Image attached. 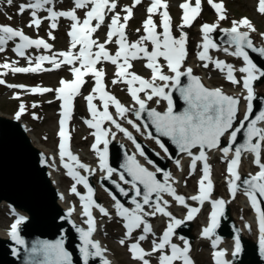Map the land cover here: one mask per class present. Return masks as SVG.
Instances as JSON below:
<instances>
[{"label": "snow or ice", "instance_id": "6c2138e0", "mask_svg": "<svg viewBox=\"0 0 264 264\" xmlns=\"http://www.w3.org/2000/svg\"><path fill=\"white\" fill-rule=\"evenodd\" d=\"M6 2L8 5L13 4V0H6ZM141 2L142 0H133L131 6H126L123 9L125 13L123 17L116 12V0H73L74 7L66 11L55 10L53 0H29L28 3H21L18 6L17 14L22 15L25 11H30L31 19L29 27H40L42 23V19L38 15L40 11L48 13L44 19L51 21V29L57 28V20L61 17L72 21L71 30L68 32V36L70 37L69 49L55 53L52 56H36L34 66L32 57L27 58L28 67H17L15 63L8 62L0 65V68L10 70L13 73L51 71L59 68L61 64L71 66L70 71L73 79L71 81L61 79L59 82L60 87L56 89L38 86L26 88L25 85L7 86L24 89L32 94L55 92L56 98L62 102L58 132L59 156L63 167L67 169V175L75 181L71 192L80 196L83 215L87 217V229L74 225L81 241L79 251L82 254L83 264H89L90 257H99L101 264H112L105 256L106 249L102 248L101 244L93 239V233L96 231V220L93 217L92 208H98L99 212L105 217H109L110 213L106 208L96 203L94 190L89 185L88 178L81 175L77 169H83L89 174L94 170L82 163L79 157L70 150L69 145L71 137L67 126L72 116L74 98L80 94L82 86L86 83L84 80L85 76L90 75L95 81L91 93L85 97L88 110L92 116V119L85 121V123H87L89 128L95 129L93 133L95 143L92 145V149L96 151L99 157V168L106 171L107 178H111L115 171L108 164V140L106 137L109 135V130L101 127L105 121H109L115 125L119 131L123 132L128 139L136 144V148L140 150L139 154L141 156L145 155L132 134L121 127L120 123L109 112V106L112 105L117 115L124 118L125 114L129 112V108L125 107L114 95L105 90V72L102 68L97 67L102 61L110 62L116 66V79L112 83H124L127 85V90L132 100L139 106L138 110L134 111L137 120H140L141 114L146 112L147 119L155 126L156 132L160 136L168 137L180 152L186 153L191 157L190 167L193 171L196 169L197 161L203 162L202 176L198 181V194L189 197V199L203 205L212 196L214 185L211 179V166L208 163L205 149L219 148L222 138L227 137L228 146L222 148L224 156L227 157L229 152L233 150L232 145L237 142L238 134L243 132L245 137L244 142L235 147L234 154L227 163V172L229 174L227 183L233 198L237 191L241 189V185H243L244 194L251 202V207L255 210L259 220L260 247L264 251V210L261 208V198H264V161H262L264 127L258 126L260 122H264V110H261L259 114L249 120V117L253 113V82L264 77V70H261L253 62L249 52L245 50L246 48L251 49L252 52H257L264 57V47H255L250 38V32H255L256 29L251 21L245 17L239 21H233L230 29L222 30L225 36L228 37L226 43L229 46H235L234 51L230 53L228 47L223 48V51L242 58L244 65L239 68V72L244 74L243 87L247 91L245 99L248 101V104L243 120L239 121L237 126L239 99L225 94L221 88L206 87L201 79L193 74L191 67L184 68V62L188 55L186 47L188 36L182 29L184 27H191L193 21L199 16L201 12V0H195L194 6L191 0H185V3L180 5L183 15L179 37L173 35L172 18L169 15L166 0H151L150 5L146 9L147 18L142 24L144 34L134 42H129L126 33L128 21L133 16V8ZM208 3L217 13L218 20L226 19L222 2L216 3L215 0H208ZM77 9H86L83 20L78 17ZM257 11L264 14V0H258ZM107 12L114 14L111 16L110 23L108 24L105 42L99 43L96 39H93V33L105 23ZM157 14L160 16L159 25L153 19V16ZM93 21L96 23L93 24ZM158 28L160 29L159 31ZM217 28L218 24L204 23L201 26L200 31L203 42L200 45L202 51L198 52V59L206 62L203 64L204 68L209 66L207 62H211L215 65L216 69L222 72L226 71V79L233 84H238L240 81L234 75L233 65L222 60H213L209 55V49L218 48V45L210 37V33L214 32ZM241 28H246L248 31H241ZM136 31L139 32L140 29ZM48 35L50 39L55 40L56 37L51 31ZM261 35L264 36V33H261ZM113 37L116 38L114 41ZM16 38H18L19 42L15 43L12 50L19 57H25L26 50L32 47L36 49L43 48L48 51L52 49V45L42 38L32 39L23 30L14 29L9 25H0V52H4L5 46L9 41H15ZM113 42L118 46L115 55L111 54L106 48V44ZM149 45L151 48H149ZM93 49L96 50L93 51ZM161 60H163V63H161ZM133 61H146L144 67L150 70V78L146 79L131 71ZM45 62L50 63L52 68H43L42 65ZM77 64L79 66H76ZM165 68H167V73L165 72ZM5 74L0 73V75ZM182 77H187V85L181 86ZM5 83V80L0 79V85ZM166 89L179 91L187 104L183 112L176 113L174 111L172 91H166ZM140 93L144 94V98L141 97ZM15 98L19 99V95L17 94ZM154 98L157 104L161 101H166L167 106L165 111L161 112L155 108L148 107V102L153 101ZM97 99L102 102L103 111H100L97 105L93 103ZM32 107L35 108L37 105L33 104ZM25 111L26 106L21 102L19 110L15 113V119L20 120ZM33 118L39 119L35 113H33ZM128 123L132 124L139 131V125L135 124L132 120H128ZM143 126L147 128L148 124L145 123ZM148 136L152 137L151 132L148 133ZM156 143L165 152L168 151L158 138L156 139ZM100 144L104 145L103 150H100L98 147ZM197 148L199 152L195 154L192 150ZM244 153L253 154V162L258 166L259 171L255 175L249 174L248 177L242 179L239 173V166ZM148 163L151 164L152 161L149 160ZM177 164L179 165V161H177ZM122 167L126 170L131 180L125 179L123 173L120 174L119 178L124 184H130V190H134V195L131 198V204L134 207H125L115 194L110 193L111 199L114 201L116 215L122 219L123 227L126 230L124 238L119 243L125 245L126 240L132 239L133 233L139 229L141 234L135 238V242L127 245L132 259L138 261L139 264H151L150 257L153 254H157V264H176L178 261L181 264H194L190 257L189 242L183 237H180L183 241V247L172 242L176 228L184 221L175 218L171 212L167 211L169 202L163 198V194L171 196L176 202L187 208L186 219L189 221L194 219L200 209L198 207H189L185 197L177 194V190L173 186L175 181L169 172H163L164 180L161 182L157 179L156 173L162 170L156 167L155 171H150L147 167L141 165L135 156H128L126 163ZM113 183L120 194L125 197L129 195V190L121 187L115 181ZM77 184H82L87 189V195H81L77 192ZM138 185H142L143 190ZM138 197L141 199L138 200ZM211 203L213 209L210 217L211 222L203 229L202 235L204 237L212 236L215 228L218 226V217L223 214L225 206L223 199L212 200ZM146 206L150 211L146 210ZM71 211L70 209L69 216L71 215ZM157 214L169 217L170 222L163 231V234L151 241V250L146 251L142 247L141 242L147 240L149 235L155 236L153 227L146 218L149 216L155 217ZM24 220L25 217L20 216L11 225L10 235L19 245L25 243L18 233V226ZM217 242V240H213V247L216 246ZM235 251L237 253L240 251L239 238L235 241ZM30 254L33 257H43L41 260H36L34 264H72V257L65 250L63 240H57L55 243L45 241L35 244L32 246ZM213 256L215 264H227L224 260L225 252L223 250L214 252Z\"/></svg>", "mask_w": 264, "mask_h": 264}, {"label": "water", "instance_id": "95a60500", "mask_svg": "<svg viewBox=\"0 0 264 264\" xmlns=\"http://www.w3.org/2000/svg\"><path fill=\"white\" fill-rule=\"evenodd\" d=\"M225 28L218 27L214 32L210 33V37L218 45L217 49H209V55L213 60H222L228 64H231L238 69L243 67L242 58L235 57L230 52L234 51V45L229 46L226 41L228 37L225 36L222 31ZM191 30L188 31L187 41V58L184 62V68L191 67L193 74L198 76L202 83L208 88H218L209 85L203 78L202 72L199 68L191 66L189 63V56L198 57V52L202 51V33L200 30H196L193 39ZM250 38L253 41L255 47H264V36L261 34L250 33ZM194 41V50L191 48L190 43ZM228 47L229 53L223 51V48ZM249 52L250 58L257 64L261 70H264V57L257 52H252L251 49H245ZM233 57L234 61L230 58ZM183 70V69H182ZM170 74V73H169ZM181 86L187 85V77L181 78ZM222 91L238 98L240 103L238 105L237 121L243 120V117L247 111L248 101L245 99L247 91L232 92L224 88ZM254 98L252 100L253 113L249 117V120L253 119L255 115L259 114L261 110H264V77L253 82ZM166 91H172L174 111L176 113L183 112L187 107L186 102L180 95L178 90L166 89ZM125 107L129 108V112L125 114L124 118H121L115 113L113 117L120 123L121 127L125 128L132 134L136 143L141 146L145 155L141 156L136 148V144L115 125H111L109 135L106 137L108 140V164L115 171L111 178H107V173L99 168V157L94 159V164L85 162L83 158L79 157V151L73 149L70 146V150L73 154L77 155L80 161L88 165L94 171L89 174L83 169H77L81 175L88 178L89 185L94 190V199L96 203L108 210L109 217L103 216L99 209L92 208L93 217L96 220V231L93 233V239L98 241L102 248L106 249L105 256L112 264H116V261L111 255V252L107 248L106 244L99 238V231L103 225V221L114 215L116 210L114 207V201L111 199V194H115L117 198L125 205V207L133 208L131 204V198L134 195V190H130V184H124L120 180V174L123 173L125 179L131 180L127 175L126 170L122 167L127 161L128 156H135L136 160L147 167L150 171H155L156 167H159L162 171L156 173L157 179L163 182V172L167 171L171 174L172 179L175 181L173 186L177 190L178 195H182L186 199V203L190 207L200 208L201 204L197 201L189 199L193 196L186 192L179 184V177L173 176L176 173L177 167L184 162L191 161L186 153H182L178 150L177 146L168 138L160 136L156 132L155 126L147 119V113L141 114V119L137 120L134 115V111L138 110L139 106L135 103L125 104ZM166 101H161L159 104L153 101L148 102L149 108H155L157 111L166 110ZM128 120H132L135 124L140 126L139 131L128 123ZM147 123L148 127L143 125ZM247 123V122H245ZM264 122L258 124L259 127H264ZM151 132L152 137L148 136ZM114 134V136H113ZM159 139L168 149L165 152L156 143V139ZM37 139L29 131L27 124L20 120H16L15 117L0 113V209L3 206L9 207L12 211L16 212L20 216L25 217L24 222L18 226V233L21 239L25 241L23 245H19L10 235L11 229H0V264H34L36 260L43 259L42 256L33 257L30 254V250L33 245L41 242L55 243L57 240H63L65 250L68 251L72 257V264H83L82 254L79 251L81 241L79 239V233L76 231L75 226L83 227L87 229L86 220L87 217L83 215V209H78L67 204V193L61 188L59 180L57 178L58 173L67 174V169L63 167L59 154H54L52 151H48L42 148L40 145H36ZM245 140L243 132L238 134L236 144L232 145V151L228 155L233 156L234 149L239 144H242ZM38 143V142H37ZM228 146V138L224 137L221 140V145L216 149H205L208 159L215 153L224 154L222 148ZM100 150H103L104 145L99 146ZM195 154H198L199 149L192 150ZM250 153H244L242 155L241 164L239 166V173L243 178L249 176V173L244 171L243 165L246 155ZM253 155V154H252ZM151 160L152 163H148ZM179 161V165L177 164ZM262 161H264V151H262ZM182 167L180 169L182 170ZM247 170V168L245 169ZM119 183L121 187L129 190L127 197L120 194L115 184ZM228 179L223 182H213L214 188L210 201L216 199H223L225 206L223 214L218 217V226L215 228L214 233L210 237H204L202 235L203 229L208 224H203L197 219V215L193 220L189 221L184 216H180L175 211V208L180 204L174 200L171 196L163 194V198L168 200L167 211L172 215L184 222L179 225L175 234L183 237L190 242V252L192 243L196 242L200 238H209L210 240H217V245L222 246L225 252L224 260L227 264H264V251L260 247V229L259 220L256 227L247 221L246 217L250 219L252 214H256L255 210L250 207L246 213H242L239 208V218L236 217L237 211V198L246 197L243 191V185L241 189L237 191L235 197L231 195L228 188ZM240 183V182H239ZM83 186V185H82ZM143 190L142 185H138ZM83 191H79L81 195H87V189L83 186ZM140 200L141 198H137ZM142 202V200H141ZM237 207V208H236ZM261 208L264 210V198H261ZM71 215L69 216V210ZM146 210L147 207H146ZM150 211V210H149ZM162 215L157 214L155 217L149 216L146 219L152 225H156ZM258 219V217H257ZM193 221V222H192ZM254 226V227H253ZM240 240V251H235V241ZM229 246V248H228ZM89 264H101L99 257H90Z\"/></svg>", "mask_w": 264, "mask_h": 264}, {"label": "rangeland", "instance_id": "374dc122", "mask_svg": "<svg viewBox=\"0 0 264 264\" xmlns=\"http://www.w3.org/2000/svg\"><path fill=\"white\" fill-rule=\"evenodd\" d=\"M175 1L177 0H166V2H169L168 9H171L174 14V19H173L174 23L172 25L173 35L179 37L181 32L180 26L182 24V20L180 19L177 21V18L179 16L177 15L176 9H178V6L177 3L175 4ZM218 1L219 0H215L216 3H218ZM225 1L227 8L225 11L226 19L223 20L225 22L224 25L231 26L233 21H239L242 19L244 15H247L250 17L251 23L255 27V29L264 31V20L261 18V16L255 14L253 10L255 0H225ZM125 2L126 1H122L121 3H125ZM73 4H74L73 0L68 1L67 3H64L62 0H56L53 6L55 10L63 11L72 8ZM203 5L201 12L203 14L201 15L199 23L202 20L218 21V15L213 13V8L209 5L208 0H204ZM9 7L14 8L13 11ZM9 7H6L3 10V12L0 11V16L5 19V22L11 23L15 29L23 30L26 35H30L33 38L44 37L49 40L50 38L48 33L51 31L52 34L56 37L55 41L53 42L55 48L58 49L64 47L63 44L65 41V36H64L65 19H63L62 17L59 18L57 20V25H58L57 28L51 29L50 28L51 21L44 19V17H46L48 13L46 11H40L38 13V15L42 19V23L40 27L39 28L29 27L28 25L31 19L30 11H25L26 14L19 15L15 12L18 9L17 5H13V6L10 5ZM133 9L135 10L134 17L131 21L128 22V26L126 28V33L128 35V40H130V42H134L141 35L144 34L142 28L143 18L147 17V15L141 9L140 6H135ZM9 17H11V19H9ZM107 18L109 19L110 15L107 16ZM197 22L198 21H196L194 25ZM137 29H140V31L137 32L136 31ZM190 30H191V34L189 33V36L191 35L192 37L196 33V28L192 27ZM99 32L100 30H97V32L93 35V39L96 40L98 39L97 41L99 43H104L105 39L104 37L99 35ZM193 38L194 37H192V39ZM17 39L18 38H16V40ZM115 39L116 38H114L113 41ZM13 42L14 41H9V45L11 47ZM190 45L191 48L193 49L195 42L192 41ZM106 48L111 54L115 55L118 46L113 42L110 44H106ZM149 48H151L150 45ZM34 52H36V50L33 47L31 49V52H29L30 57H32ZM11 54H12L11 48L7 47V49L3 53H0V57L3 59H10ZM193 57L194 56H189V59L190 58L192 59ZM133 63L134 65L131 71L137 73L142 77H147L145 73L149 71L144 68V61H135ZM197 63L199 64L198 68L204 69L206 71V74L208 76H211L212 82L225 83L222 79V74L220 75L221 78L219 79L215 77V76H219L220 70L216 69L211 62H207L209 64L207 68H203L202 64H204V62L198 61ZM99 68H102L105 72V76H104V78H106L105 84L108 85L106 87L109 93L115 95L118 100L121 101L130 100L131 95L127 90L126 84L112 83V81L116 79L115 76L116 66L111 64L110 62L102 61ZM60 75H62V73H58V74L53 73L50 75L43 73L42 78L35 75H29V76H21L20 78H16L15 80L19 81L21 79V80L31 81L32 87L38 83H42V84H47L51 89H56L57 86L56 80ZM38 78L40 79L37 80ZM91 80H93L92 84L94 85L95 81L93 77H91ZM5 81H6L5 84L0 85V109L3 111V113L11 114L12 111L15 110L16 105L20 104L22 100L20 99V97L19 99H16L15 97L17 95L14 92L6 93V89L8 88L7 85H11V82L10 80H5ZM238 85L239 84H236L234 86L233 85H229V86L236 87ZM88 94H90V91L88 87H86L80 92L79 95L75 97L76 106L71 121V134L73 136V145L77 147V149L83 150L87 155L92 156L95 153L93 152L91 147L93 128H89L87 123L84 122V119H88V120L92 119L91 113L89 112L87 107V101L85 99V97ZM22 96L26 97L25 94H23ZM55 97H56L55 92H48L47 95L43 97H36V98L31 97V103L36 104L37 107L35 108L34 111H29L24 115V118L27 119V121L31 126V132H33V134L38 139V141H40L42 145L51 148L52 150L57 149V138H58V133L56 130V117L58 112L57 104L59 102L55 100ZM94 103L97 105V108L101 111V108L103 107L102 102L99 100H94ZM109 107H112V105H110ZM33 113H35V115L39 117V119H34ZM103 124L104 122L102 123V125ZM213 164H214L213 165L214 172L215 174H217L216 177L220 183L222 172L223 174H225L224 170L226 165H223L224 161L221 163L220 158L218 157L214 158ZM244 168L245 169L247 168L246 163H244L243 165V169ZM198 174H199V169L197 168V166L195 171H193L190 166H188L187 169L184 171V175L182 179L184 185L188 189L192 191L198 189V181H199ZM60 180L63 189L68 192L69 191L71 192V188L74 184V181L64 175L60 177ZM78 187L79 184L76 185V188ZM11 221L12 218L11 217L9 218L7 207H3L2 209H0V227L7 228L11 224ZM162 229L163 227H160L158 231L154 232L155 236L149 235V239L152 241L153 239L158 238V234L161 235L163 233ZM125 231L126 230L123 227V221L114 217L105 220V225L101 230L100 235L102 239L108 244V246L110 247L114 256L117 258L120 264H137L136 262L132 261L133 259L127 248L128 244L135 242L136 236L134 234H136L137 232L133 233L132 239L126 240L125 245H121L119 241L122 238H124L123 236L125 235ZM150 240H145L141 242L142 247L146 251L148 249H151ZM194 251L196 254L198 264H211V263L215 264V260L213 259L214 251L212 249H209L207 243H205L204 241L199 240L198 242H195Z\"/></svg>", "mask_w": 264, "mask_h": 264}, {"label": "bare ground", "instance_id": "6f19581e", "mask_svg": "<svg viewBox=\"0 0 264 264\" xmlns=\"http://www.w3.org/2000/svg\"><path fill=\"white\" fill-rule=\"evenodd\" d=\"M230 60L231 61H234V59H233V57H231L230 58ZM198 62V61H200L199 59H198V57L196 56L195 58H190V63H188V64H190L191 66H194V67H198V65H197V63H195V62ZM202 74V76H203V78H204V80L207 82V83H209V80H208V78L207 77H204V75H203V73H201ZM228 91H232V92H241L242 90H240V89H234V90H228ZM0 113L1 114H3V111H1L0 110ZM5 114V113H4ZM32 135L35 137V135L32 133ZM36 138V137H35ZM37 142H35L36 143V145H40L42 148H44V149H46V150H50V151H52L54 154H57V152L56 151H58V150H52L51 148H48V147H46V146H44V145H42L41 143H40V141H38V140H36ZM79 157H81V158H83V159H85L84 161L85 162H87V163H90V164H94V159L95 158H92L91 156H89V155H87L85 152H83V151H79ZM180 167H182V164L179 166V167H177V170H176V173L173 175V176H176V177H179L180 176V174H181V169H180ZM244 171H246L247 172V170H245L244 169ZM62 176V173H58L57 174V178H58V180L60 181V177ZM61 186V185H60ZM236 204H237V206H238V208H237V211L235 212V215H236V217H238L239 218V208H240V210H241V212L242 213H246L247 212V207H246V205H245V203H244V200H243V197H240V198H238V202L236 201ZM147 207V206H146ZM148 210H150V209H148ZM246 219H247V221H249L250 222V220L246 217ZM193 222V221H192ZM254 227V226H253ZM0 229H2L1 227H0ZM113 256V255H112ZM115 259V258H114Z\"/></svg>", "mask_w": 264, "mask_h": 264}]
</instances>
